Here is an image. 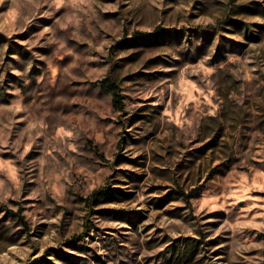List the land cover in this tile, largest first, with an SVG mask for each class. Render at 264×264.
Returning a JSON list of instances; mask_svg holds the SVG:
<instances>
[{
	"label": "rangeland",
	"instance_id": "374dc122",
	"mask_svg": "<svg viewBox=\"0 0 264 264\" xmlns=\"http://www.w3.org/2000/svg\"><path fill=\"white\" fill-rule=\"evenodd\" d=\"M0 264H264V0H0Z\"/></svg>",
	"mask_w": 264,
	"mask_h": 264
},
{
	"label": "trees",
	"instance_id": "16d2710c",
	"mask_svg": "<svg viewBox=\"0 0 264 264\" xmlns=\"http://www.w3.org/2000/svg\"><path fill=\"white\" fill-rule=\"evenodd\" d=\"M158 32H160V29H157V33ZM156 33V34H157ZM136 35H140V36H150L151 34H148V33H146V34H143V33H137ZM101 86H102V88L103 89H105V90H108V91H110V92H112V93H114V96H115V104L116 105H118V104H120L121 103V101L119 100V96L116 94V87L113 85V84H111V83H109V82H107V81H104V82H102L101 83ZM111 191L110 190H105L104 188H101V189H99V190H97V191H95L92 195H91V197L87 200V203H88V205L89 206H91L92 205V203L97 199V198H99V197H109V196H111ZM186 198H187V196H186ZM89 217V216H88ZM88 217H87V219H86V221H87V225H86V227H88Z\"/></svg>",
	"mask_w": 264,
	"mask_h": 264
}]
</instances>
